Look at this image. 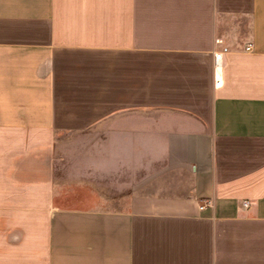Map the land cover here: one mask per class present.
Instances as JSON below:
<instances>
[{
  "label": "crops",
  "instance_id": "obj_1",
  "mask_svg": "<svg viewBox=\"0 0 264 264\" xmlns=\"http://www.w3.org/2000/svg\"><path fill=\"white\" fill-rule=\"evenodd\" d=\"M0 264H264V0H0Z\"/></svg>",
  "mask_w": 264,
  "mask_h": 264
},
{
  "label": "built area",
  "instance_id": "obj_2",
  "mask_svg": "<svg viewBox=\"0 0 264 264\" xmlns=\"http://www.w3.org/2000/svg\"><path fill=\"white\" fill-rule=\"evenodd\" d=\"M221 58H222V54H215V59H216V64H219V62H220V60H221Z\"/></svg>",
  "mask_w": 264,
  "mask_h": 264
}]
</instances>
